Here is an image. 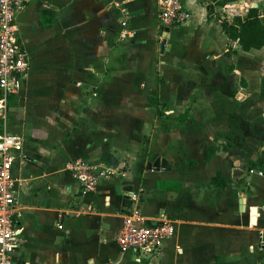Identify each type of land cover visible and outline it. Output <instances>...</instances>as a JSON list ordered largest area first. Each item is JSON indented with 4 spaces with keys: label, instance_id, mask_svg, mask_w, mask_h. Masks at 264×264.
Listing matches in <instances>:
<instances>
[{
    "label": "crops",
    "instance_id": "0c3cea01",
    "mask_svg": "<svg viewBox=\"0 0 264 264\" xmlns=\"http://www.w3.org/2000/svg\"><path fill=\"white\" fill-rule=\"evenodd\" d=\"M213 4L187 1L192 21L171 30L153 0L27 4L29 77L9 107L26 139L12 170L25 181L19 264H264V166L249 169L264 159V48L230 40ZM230 5L264 12V0ZM158 158L169 171L149 168ZM76 161L126 178L86 195L66 170ZM134 206L150 227L176 223L158 255L115 241Z\"/></svg>",
    "mask_w": 264,
    "mask_h": 264
},
{
    "label": "built area",
    "instance_id": "2783aa9c",
    "mask_svg": "<svg viewBox=\"0 0 264 264\" xmlns=\"http://www.w3.org/2000/svg\"><path fill=\"white\" fill-rule=\"evenodd\" d=\"M31 0H0V264H19L15 252L20 245L17 222L21 217V206L17 187L25 182L15 179L12 170L17 162H25L26 139L23 135L9 131L10 98L22 97L24 85L29 77L30 61L20 42L18 18ZM159 9L164 28L171 30L186 26L192 21L187 1L200 0H153ZM78 181L86 195L96 193L105 180L126 178V173L114 169H96L85 162L76 161L66 169ZM262 175V174H261ZM137 200L136 197H133ZM176 234V223L166 220L159 227H150L142 211L133 207L123 217V226L115 241L124 253L137 252L148 256L158 255L166 240ZM264 250V234L259 237Z\"/></svg>",
    "mask_w": 264,
    "mask_h": 264
},
{
    "label": "trees",
    "instance_id": "16d2710c",
    "mask_svg": "<svg viewBox=\"0 0 264 264\" xmlns=\"http://www.w3.org/2000/svg\"><path fill=\"white\" fill-rule=\"evenodd\" d=\"M238 0H228L229 3H235ZM221 5V4H220ZM223 5V4H222ZM223 32L230 38L239 44L241 49L246 52L254 50H262L264 48V12L258 8H251L247 11L245 16L237 15L234 21L230 22L223 20L222 22ZM231 71L234 69L231 68ZM2 95L0 93V99ZM262 99L264 101V77L262 81ZM14 97L10 98V107L13 105ZM1 125V121H0ZM2 129L0 127V134ZM264 159H259L250 164V171H263ZM219 179V178H218ZM218 180H215V183ZM226 186V182L223 181L222 187Z\"/></svg>",
    "mask_w": 264,
    "mask_h": 264
},
{
    "label": "rangeland",
    "instance_id": "374dc122",
    "mask_svg": "<svg viewBox=\"0 0 264 264\" xmlns=\"http://www.w3.org/2000/svg\"><path fill=\"white\" fill-rule=\"evenodd\" d=\"M206 1H209V2L212 1V4L213 3L214 4L210 8L211 9H215L216 11H218L219 12L218 15L226 16L227 21H230V22L234 21V19L237 17V15L241 14L240 10L236 9V7L231 6L230 5L231 3H229L228 0H206ZM243 13H246V12H243Z\"/></svg>",
    "mask_w": 264,
    "mask_h": 264
},
{
    "label": "water",
    "instance_id": "95a60500",
    "mask_svg": "<svg viewBox=\"0 0 264 264\" xmlns=\"http://www.w3.org/2000/svg\"><path fill=\"white\" fill-rule=\"evenodd\" d=\"M167 44H168V41L167 39H165L163 42H162V48L163 50L167 47ZM206 64L209 65V64H212L213 66H216L217 63L213 61L212 57L210 56H206ZM149 168H151L152 170H156V171H161V170H166V171H169L170 170V163L167 161V160H163L161 158H158L155 163H150L149 165Z\"/></svg>",
    "mask_w": 264,
    "mask_h": 264
}]
</instances>
